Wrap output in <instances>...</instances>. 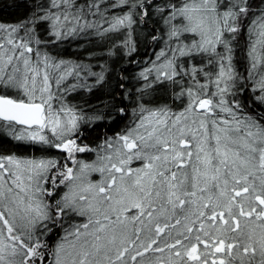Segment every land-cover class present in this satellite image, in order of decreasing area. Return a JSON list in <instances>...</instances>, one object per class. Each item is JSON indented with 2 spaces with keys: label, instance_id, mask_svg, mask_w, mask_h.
Here are the masks:
<instances>
[{
  "label": "snow or ice",
  "instance_id": "6c2138e0",
  "mask_svg": "<svg viewBox=\"0 0 264 264\" xmlns=\"http://www.w3.org/2000/svg\"><path fill=\"white\" fill-rule=\"evenodd\" d=\"M16 6L0 264H264V0Z\"/></svg>",
  "mask_w": 264,
  "mask_h": 264
},
{
  "label": "trees",
  "instance_id": "16d2710c",
  "mask_svg": "<svg viewBox=\"0 0 264 264\" xmlns=\"http://www.w3.org/2000/svg\"><path fill=\"white\" fill-rule=\"evenodd\" d=\"M21 0H0V19L4 21H13L18 16L24 14L25 9L23 7H17L16 5L20 3ZM243 44V40L241 41ZM79 50L73 45L71 48H68L66 52L63 54L66 56H72L74 53H77ZM99 95V94H97ZM95 97H93V100ZM104 131V129L97 128L95 131H90L86 133V135H90L92 137L96 136L97 133ZM11 144H6L5 148H11Z\"/></svg>",
  "mask_w": 264,
  "mask_h": 264
}]
</instances>
